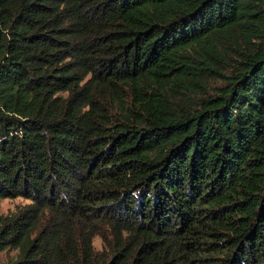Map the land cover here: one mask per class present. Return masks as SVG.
<instances>
[{
    "label": "trees",
    "instance_id": "obj_1",
    "mask_svg": "<svg viewBox=\"0 0 264 264\" xmlns=\"http://www.w3.org/2000/svg\"><path fill=\"white\" fill-rule=\"evenodd\" d=\"M17 196L7 264H264V0H0Z\"/></svg>",
    "mask_w": 264,
    "mask_h": 264
},
{
    "label": "rangeland",
    "instance_id": "obj_2",
    "mask_svg": "<svg viewBox=\"0 0 264 264\" xmlns=\"http://www.w3.org/2000/svg\"><path fill=\"white\" fill-rule=\"evenodd\" d=\"M221 81L217 80L215 85L220 84ZM214 84V82H213ZM28 199H25L21 196L17 197H4L0 198V212L6 213L9 210L13 209L16 205L28 202ZM93 245L96 249L101 247V238L98 235L93 237ZM17 249L9 248L0 251V264H7L16 257Z\"/></svg>",
    "mask_w": 264,
    "mask_h": 264
}]
</instances>
